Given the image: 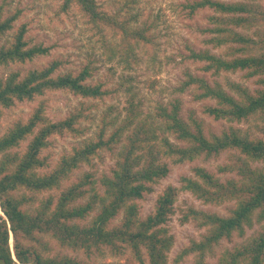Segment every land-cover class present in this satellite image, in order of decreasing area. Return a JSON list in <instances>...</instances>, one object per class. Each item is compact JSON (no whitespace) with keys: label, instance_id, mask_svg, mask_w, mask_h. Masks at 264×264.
<instances>
[{"label":"trees","instance_id":"obj_1","mask_svg":"<svg viewBox=\"0 0 264 264\" xmlns=\"http://www.w3.org/2000/svg\"><path fill=\"white\" fill-rule=\"evenodd\" d=\"M60 1L62 11L75 6L96 29L114 30L120 39L117 52L126 65L134 62L135 47L151 40L145 35L146 28L130 30L127 22L103 12L95 0ZM187 8L190 14L205 9L212 12L209 27L204 29V42L214 49H225L222 55L208 50L192 51L190 57L202 63L201 70L214 76L242 72L245 79H255L259 87L250 91L241 84L228 83L227 91L218 82L188 75L180 91L195 86L196 100L214 102L204 107V113L228 123L254 121L255 132L260 136L230 126L219 135L206 137L192 116L189 122L180 117L178 99L157 104L153 114L143 113L140 104L131 100L123 117L118 114L107 120L104 116L91 139L63 155L51 171L40 174L38 170L48 166L40 153L52 135L83 134L77 128L83 118L81 112L52 122L40 103L26 120H17L0 133V264H87L51 255L50 242L44 241L46 236L58 246L83 251L88 257L95 253L103 256L107 250L117 261L106 264H168L173 237L165 224L178 191L189 192L215 206L234 202L227 216L194 209L184 216V220L192 218L206 231L180 254H194L196 264H204L206 255L222 239L243 237L254 221H264V170L252 167V163L264 162V0H197ZM18 18V11L6 15L0 5V66L25 64L48 53L41 45L28 46L24 25L14 29ZM10 33L9 42L2 44ZM59 66L58 61H52L24 76L14 71L0 78V118L2 109L31 101L45 91L66 90L84 99L108 94L100 83H87L88 66L77 74L55 75ZM172 136L182 144L172 142ZM27 140L25 149L20 151ZM116 149L114 168L99 181L85 172L58 195L34 198L35 194L60 190L74 170L90 165L100 152ZM226 150L233 151L231 162L218 170L235 174L236 178L220 181L196 167L195 178L182 177L179 188L167 186L157 197L153 213L140 218L138 201L151 191L152 184L167 176L165 160L178 164ZM97 183L102 193L97 191ZM96 208L99 211L88 220ZM120 213V222L112 224ZM216 264H264V225L243 243L223 250Z\"/></svg>","mask_w":264,"mask_h":264},{"label":"rangeland","instance_id":"obj_2","mask_svg":"<svg viewBox=\"0 0 264 264\" xmlns=\"http://www.w3.org/2000/svg\"><path fill=\"white\" fill-rule=\"evenodd\" d=\"M100 9L108 15L117 16L119 21L127 22L129 29L144 27L145 35L151 38L149 43L140 42L134 49V62L129 58L130 64L124 63L118 51L119 36L112 29H96L73 6L68 11L61 10L60 0H0L6 15L19 12L15 23L16 30L24 25L25 40L28 46L41 45L48 49L45 55L37 56L25 64H10L0 66V78L17 71L24 76L28 71L40 69L52 61H58L60 66L55 75L67 72L79 73L85 66L89 67L90 77L88 84L100 83L101 88L107 91L104 97L81 98L66 90L45 91L41 96L31 101L17 102L8 109H2L0 118V133H4L17 120H26L40 104L44 105V115L52 122L67 118L71 113L79 111L83 118L79 120L77 128L83 134L75 133L54 134L48 139V146L41 153L46 158L48 166L38 170L40 174L53 169L63 155L69 154L73 148L79 147L86 139H91L101 127L102 118L107 120L118 114L123 117L125 107L133 100L141 106L145 114H153L157 104H168L174 99L180 103V117L189 122L192 116L202 126L206 137L219 135L228 127L248 131L253 136H260L255 132L256 122L242 121L228 123L224 120H215L204 113V107L213 105V101L196 100L198 93L195 86H188L180 91L181 84L187 80L188 75L203 77L209 83L218 82L228 91V83H238L254 91L259 86L255 79L248 80L242 72L224 73L214 76L201 70L202 63L190 57L191 52L208 50L211 54L222 55L224 48L214 49L204 41L209 27L208 17L212 15L209 9L200 10L190 14L187 5L197 0H95ZM230 1V0H220ZM12 33L5 37L2 44L9 42ZM133 43V42H131ZM172 142L181 145L173 136ZM23 142L20 151L27 144ZM114 152L102 151L94 157L90 165H82L74 170L68 180L62 183L58 191L43 192L33 195L41 199L48 195H58L67 186L81 178L83 173H89L91 178L99 181L102 175H109L114 168ZM232 150L219 154L200 155L192 161L174 163L165 160L169 172L166 177L151 185V191L144 194L138 201L140 218L152 214L157 197L167 186L180 187L182 177L195 178L194 168L201 167L215 178L224 181L236 178V175L223 174L218 168L230 163ZM252 167L264 170V162L252 163ZM99 193L103 192L99 183L96 184ZM234 202H227L220 206L204 203L189 192L178 191L173 204V212L165 224L169 234L173 237V245L168 253V264H196V256L188 254L180 257L181 251L187 248L192 240L199 241L205 235V228L200 227L195 220L184 216L189 209L202 211L219 216H227L233 208ZM96 208L88 218L90 220L97 212ZM121 213L112 224H118ZM264 221H254L252 228L247 229L243 237L232 236L222 239L213 250L209 252L204 264H216L218 255L225 249H231L260 231ZM48 240L51 255L66 256L87 264H106L116 262V258L105 250L103 256L95 253L88 257L80 250H72L58 246L52 239ZM10 247L13 242L10 239ZM13 251V250H12ZM147 264V263H145Z\"/></svg>","mask_w":264,"mask_h":264}]
</instances>
